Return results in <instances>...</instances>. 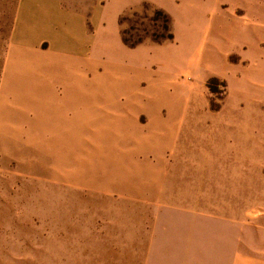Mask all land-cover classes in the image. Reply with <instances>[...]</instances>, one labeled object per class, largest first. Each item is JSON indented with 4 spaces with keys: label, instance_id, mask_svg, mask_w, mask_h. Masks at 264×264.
Segmentation results:
<instances>
[{
    "label": "rangeland",
    "instance_id": "obj_1",
    "mask_svg": "<svg viewBox=\"0 0 264 264\" xmlns=\"http://www.w3.org/2000/svg\"><path fill=\"white\" fill-rule=\"evenodd\" d=\"M104 1L0 0V264H264V0Z\"/></svg>",
    "mask_w": 264,
    "mask_h": 264
},
{
    "label": "crops",
    "instance_id": "obj_2",
    "mask_svg": "<svg viewBox=\"0 0 264 264\" xmlns=\"http://www.w3.org/2000/svg\"><path fill=\"white\" fill-rule=\"evenodd\" d=\"M64 1H66V3L69 1V2H73V4H79V3L85 4V6H86V10H85L86 14H100V12L95 10L93 6H94V4H96L98 2L100 4H102V5L105 3L104 0H97V1L96 0H52V4L53 5L56 4L59 7H62V5L64 4L63 3ZM120 14H122V13H120ZM256 262H258V261H256ZM258 263H260V262H258Z\"/></svg>",
    "mask_w": 264,
    "mask_h": 264
}]
</instances>
